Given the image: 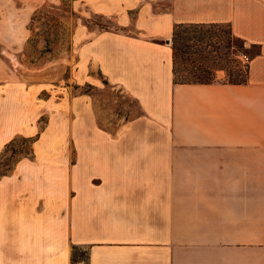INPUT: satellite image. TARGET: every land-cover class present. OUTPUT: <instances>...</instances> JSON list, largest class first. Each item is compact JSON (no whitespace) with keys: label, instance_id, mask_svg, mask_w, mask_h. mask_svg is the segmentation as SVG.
<instances>
[{"label":"crops","instance_id":"obj_1","mask_svg":"<svg viewBox=\"0 0 264 264\" xmlns=\"http://www.w3.org/2000/svg\"><path fill=\"white\" fill-rule=\"evenodd\" d=\"M75 1L119 27L88 35L78 69L97 81L95 60L141 112L110 129L76 94L67 129L0 174V264H264V0ZM192 21L258 47L247 81L174 80Z\"/></svg>","mask_w":264,"mask_h":264},{"label":"rangeland","instance_id":"obj_2","mask_svg":"<svg viewBox=\"0 0 264 264\" xmlns=\"http://www.w3.org/2000/svg\"><path fill=\"white\" fill-rule=\"evenodd\" d=\"M80 8L75 0H0V174L30 155L48 126H68L76 94L93 99L100 123L110 129L141 112L132 95L99 74L95 60L89 73L97 81L78 69L88 35L119 28L113 17L84 15ZM256 50L252 45L243 52ZM218 76L225 78V70Z\"/></svg>","mask_w":264,"mask_h":264},{"label":"trees","instance_id":"obj_3","mask_svg":"<svg viewBox=\"0 0 264 264\" xmlns=\"http://www.w3.org/2000/svg\"><path fill=\"white\" fill-rule=\"evenodd\" d=\"M171 42L176 82L239 83L248 79L247 68L237 57L248 47L242 37L234 34L230 23L177 22ZM220 70H225V78L218 76Z\"/></svg>","mask_w":264,"mask_h":264},{"label":"built area","instance_id":"obj_4","mask_svg":"<svg viewBox=\"0 0 264 264\" xmlns=\"http://www.w3.org/2000/svg\"><path fill=\"white\" fill-rule=\"evenodd\" d=\"M237 57L240 60L241 64L247 68L250 60V55L246 52L240 51L237 54Z\"/></svg>","mask_w":264,"mask_h":264}]
</instances>
